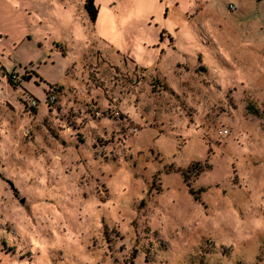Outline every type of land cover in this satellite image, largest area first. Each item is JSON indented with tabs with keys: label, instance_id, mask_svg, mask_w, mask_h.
Returning a JSON list of instances; mask_svg holds the SVG:
<instances>
[{
	"label": "rangeland",
	"instance_id": "rangeland-1",
	"mask_svg": "<svg viewBox=\"0 0 264 264\" xmlns=\"http://www.w3.org/2000/svg\"><path fill=\"white\" fill-rule=\"evenodd\" d=\"M93 2L0 0V264H264V0Z\"/></svg>",
	"mask_w": 264,
	"mask_h": 264
},
{
	"label": "trees",
	"instance_id": "trees-1",
	"mask_svg": "<svg viewBox=\"0 0 264 264\" xmlns=\"http://www.w3.org/2000/svg\"><path fill=\"white\" fill-rule=\"evenodd\" d=\"M83 8L86 11L87 17L89 20L93 21L97 12V7L94 5L93 0H83ZM6 75V74H5ZM7 80L12 83L9 79V76L6 75ZM12 85V84H11ZM186 180V178L184 179ZM191 191V190H190ZM192 192V191H191Z\"/></svg>",
	"mask_w": 264,
	"mask_h": 264
},
{
	"label": "built area",
	"instance_id": "built-area-1",
	"mask_svg": "<svg viewBox=\"0 0 264 264\" xmlns=\"http://www.w3.org/2000/svg\"><path fill=\"white\" fill-rule=\"evenodd\" d=\"M230 7H232V5H230ZM9 79L10 81H15L17 79L16 75L15 74H9ZM53 100V97L51 96V101ZM30 105L31 106H34L35 105V100L34 99H31L30 100Z\"/></svg>",
	"mask_w": 264,
	"mask_h": 264
},
{
	"label": "crops",
	"instance_id": "crops-1",
	"mask_svg": "<svg viewBox=\"0 0 264 264\" xmlns=\"http://www.w3.org/2000/svg\"><path fill=\"white\" fill-rule=\"evenodd\" d=\"M5 74V73H4ZM7 79V78H6ZM8 81V80H7ZM9 82V81H8ZM10 83V82H9ZM10 84H12V85H14V83H10Z\"/></svg>",
	"mask_w": 264,
	"mask_h": 264
}]
</instances>
